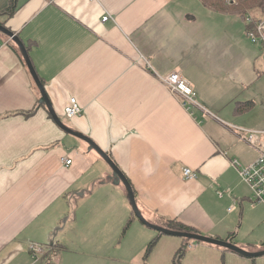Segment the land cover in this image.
Instances as JSON below:
<instances>
[{
	"label": "crops",
	"instance_id": "crops-1",
	"mask_svg": "<svg viewBox=\"0 0 264 264\" xmlns=\"http://www.w3.org/2000/svg\"><path fill=\"white\" fill-rule=\"evenodd\" d=\"M10 4L0 0V13ZM4 20L58 116L114 160L146 220L264 250V204L232 165L259 156L233 127L264 131L259 54L246 68L249 54L232 38L245 42L248 20L202 0H16ZM171 73L200 106L168 90L160 78ZM214 91L230 94L219 102ZM71 97L83 108L74 119L64 116ZM40 100L19 47L0 33V264H175L187 245L180 264H264L207 243L181 242L163 257L166 236L134 219L110 166ZM187 168L196 179L184 178ZM34 245L44 248L37 258Z\"/></svg>",
	"mask_w": 264,
	"mask_h": 264
},
{
	"label": "built area",
	"instance_id": "built-area-1",
	"mask_svg": "<svg viewBox=\"0 0 264 264\" xmlns=\"http://www.w3.org/2000/svg\"><path fill=\"white\" fill-rule=\"evenodd\" d=\"M110 16H104L103 22H107ZM253 22L249 19L248 23ZM253 30L247 32L248 38L252 43L261 45L264 49V18L255 22ZM164 85L181 97L184 106H200L197 101V93L192 84L181 74L171 73L160 78ZM83 108L76 97H71L69 105L65 108V116L74 119L82 116ZM241 135L242 139L251 147L259 152L258 158L249 165H242L238 160H233L232 165L238 170L240 178L251 188L253 192V204H264V131L252 130L245 128H234ZM67 165L72 164V160H63ZM184 178L186 180H194L197 178L195 172L190 169L184 170ZM223 196V193H219ZM236 201L229 208L231 212L235 208ZM33 256L36 258L44 253V248L34 245L31 249Z\"/></svg>",
	"mask_w": 264,
	"mask_h": 264
},
{
	"label": "water",
	"instance_id": "water-1",
	"mask_svg": "<svg viewBox=\"0 0 264 264\" xmlns=\"http://www.w3.org/2000/svg\"><path fill=\"white\" fill-rule=\"evenodd\" d=\"M0 33L9 37L19 47V49H20V51H21V53L25 59V62L27 64V67L30 71V74H31L33 80L35 81L36 86L38 87V89L41 93L40 104L46 105V107H47L50 115L52 116L53 120L55 121V123L67 134L74 136L76 138H79L80 140L86 142L89 145L90 150L96 151L106 161V163L110 166L111 170L113 171L114 179L116 178L117 181L124 184V186L128 192V198H129L130 204L132 206L134 215L139 220V222H141L145 227H147L151 230L157 231L158 233L163 234V235L175 236V237H180V238H184V239H188V240L197 241L199 243H207V244H211V245H216V246L231 250L233 252H236V253H238L242 256L248 257V258H257V257H263L264 256V250L258 251V252H250V251H248L244 248H241V247H239V246H237L231 242L223 241V240L216 239V238H211L208 236H203V235L192 233V232L172 230V229L167 228V227H163V226H160L157 224H153V223L149 222L148 220H146V218H144L142 212L139 210V207H138L132 186L130 185V183L127 180V178L125 177V175L120 171V169L118 168V166L116 165L114 160L104 150H102L98 145H96L89 137L73 130L70 127H68L61 120V118L58 116V114L56 113L55 109L53 108L52 103L48 97L45 86H44L43 82L41 81L40 77L38 76V74H37V72H36V70L32 64L31 58L29 56V52H28L27 47L24 44V42L20 39V37L17 34H15L11 30H9L6 26H3L1 24H0Z\"/></svg>",
	"mask_w": 264,
	"mask_h": 264
},
{
	"label": "trees",
	"instance_id": "trees-1",
	"mask_svg": "<svg viewBox=\"0 0 264 264\" xmlns=\"http://www.w3.org/2000/svg\"><path fill=\"white\" fill-rule=\"evenodd\" d=\"M205 5L208 7L214 9L215 11H228L235 14L240 15L241 17L245 18L246 22L247 20L251 19L253 22L248 23L247 30H253L255 27V22L258 20H261L258 15H264V0H231V3L229 5L224 3V0H202ZM237 2V3H236ZM16 11V0H11V4L9 8H7L5 11L0 13V24L5 26V20L3 21V18H9L11 17ZM264 18V17H263ZM41 106H45V104H41ZM39 107V105H38ZM35 110L27 112L25 115L31 116L33 115ZM64 116H65V110H64ZM66 117V116H65ZM67 118V117H66ZM136 216L134 215V219ZM131 221L129 222V224ZM169 228L179 231H188L192 232L193 230L180 225L178 223H170L168 225ZM157 240H153L149 246L147 252H150L154 245L156 244ZM186 252L185 247L181 248L176 256H175V264H180V261L184 257V254Z\"/></svg>",
	"mask_w": 264,
	"mask_h": 264
},
{
	"label": "rangeland",
	"instance_id": "rangeland-1",
	"mask_svg": "<svg viewBox=\"0 0 264 264\" xmlns=\"http://www.w3.org/2000/svg\"><path fill=\"white\" fill-rule=\"evenodd\" d=\"M224 3L227 4V5H229L231 3V0H224ZM258 16L261 19L264 17V15L263 16L262 15H258ZM244 37H245V42H243L242 40H240V38L239 39L237 38L236 33H235V30H234V32L232 34V38L234 40V47H237V45H239L242 49H244V51L246 52V54H249V57L250 58L248 60V64L246 62V66L245 65L244 66L246 68L249 67L248 65L252 66L253 65V62L256 61V57H257V55H255V57L253 58V55L252 54L253 53L256 54L258 52V54H259L258 56L259 57H257V61L255 62V65L257 67H260L262 69V71L264 72V53H263V51L261 49V45H257V44L252 43L251 40L247 37L246 32H244ZM262 78L263 79H262L261 83H262V85H264V74H262ZM237 93H238V95H241L242 92H237ZM221 94L223 95V98H220L218 96V92H216V91L213 92V95H214V97L216 98L217 101H219V102L220 101H223L224 102L226 100V97H228L230 93L225 94V92H221ZM238 99L239 98H237L235 101L238 102ZM235 101H234V103H236ZM65 120L67 121V119H65ZM163 238H164V241H163L164 243L162 244V249H161V251L163 253V257H166V256L168 257L169 255L170 256L174 255V249L173 248L177 247V244L179 245L178 248H180V246H181L180 243L181 242H186V243L188 242V243L192 244L193 246H197L199 244L202 245L201 243H199L197 241L188 240V239H184V238H180V237H175V236L164 235ZM167 239L168 240H171V241H168ZM165 240H167V241H165ZM172 242H175V243H172ZM184 247L186 249V252L185 253H188V252H191L192 251V250L189 249L188 245L187 246H184ZM171 249H172V252L170 253L169 251ZM184 255H186V254H184Z\"/></svg>",
	"mask_w": 264,
	"mask_h": 264
}]
</instances>
